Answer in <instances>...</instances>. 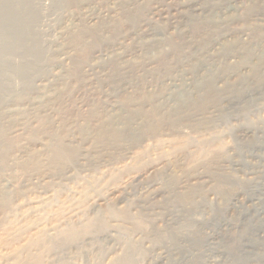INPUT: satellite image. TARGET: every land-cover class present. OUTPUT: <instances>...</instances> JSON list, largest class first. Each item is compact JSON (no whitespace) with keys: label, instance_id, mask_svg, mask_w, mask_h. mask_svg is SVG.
<instances>
[{"label":"rangeland","instance_id":"374dc122","mask_svg":"<svg viewBox=\"0 0 264 264\" xmlns=\"http://www.w3.org/2000/svg\"><path fill=\"white\" fill-rule=\"evenodd\" d=\"M0 78V264H264V0H0Z\"/></svg>","mask_w":264,"mask_h":264},{"label":"bare ground","instance_id":"6f19581e","mask_svg":"<svg viewBox=\"0 0 264 264\" xmlns=\"http://www.w3.org/2000/svg\"><path fill=\"white\" fill-rule=\"evenodd\" d=\"M8 14V13H7ZM9 15V14H8ZM18 17V16H17ZM15 20V19H14ZM28 23V22H27ZM30 23V22H29ZM14 24V23H13ZM20 25V24H19ZM26 26V25H25ZM19 27V26H18ZM10 28V27H9ZM8 29V28H7ZM14 30V29H13ZM24 30V29H23ZM10 33V32H9ZM7 34V33H6ZM15 34V33H14ZM10 35V34H9ZM17 35V34H16ZM18 35H20V34H18ZM5 36V35H4ZM6 36H8V34L6 35ZM14 37H15V35H14ZM18 37V36H17ZM9 38H11V37H9ZM4 39V38H3ZM16 39V38H15ZM1 79V78H0ZM67 146V145H66ZM63 147H64V145H63ZM61 149V148H60ZM72 150V149H71ZM55 151H57V150H55ZM76 151V150H75ZM71 152V151H70ZM113 152V151H112ZM68 154V153H67ZM117 154V153H116ZM67 156V155H66ZM107 156V155H106ZM116 156V155H115ZM64 157V156H63ZM112 158V157H111ZM72 161V160H71ZM61 162V161H60ZM54 163V162H53ZM57 166V165H56ZM60 167V166H59ZM62 167V166H61ZM134 218V217H133ZM128 219V218H127ZM140 219V218H139ZM89 221H90V219H89ZM144 221V220H143ZM93 222V221H92ZM91 225V224H90ZM137 225V224H136ZM84 226V225H83ZM94 226V225H93ZM92 226V227H93ZM145 226V225H144ZM78 228V227H77ZM82 231V230H81ZM176 233V232H175ZM179 233V232H178ZM50 234V233H49ZM55 234V233H54ZM53 234V235H54ZM75 234V233H74ZM96 234V233H95ZM40 235V234H39ZM58 235V234H57ZM67 235V234H66ZM92 235V234H91ZM179 236H180V234H178ZM41 236V235H40ZM51 236V235H50ZM19 237V236H18ZM36 238H38V236L36 237ZM17 239V238H16ZM38 240H41V239H38ZM45 240V239H44ZM35 241V240H34ZM51 241V240H50ZM179 241V240H178ZM181 241V240H180ZM248 241V240H247ZM37 242V241H36ZM249 242V241H248ZM38 243V242H37ZM249 243H251V242H249ZM53 244V243H52ZM253 244V243H252ZM30 245V244H29ZM249 245V244H248ZM248 245H246V246H248ZM27 246V245H26ZM53 247V246H52ZM28 248V247H27ZM56 248V247H55ZM101 248V247H100ZM33 250V249H32ZM35 251V250H34ZM121 251V250H120ZM126 251V250H125ZM248 251V250H247ZM247 251H245V253L247 252ZM44 253V252H43ZM46 253V252H45ZM128 253V252H127ZM126 253V254H127ZM120 255V254H119ZM40 256V255H39ZM127 256H129V255H127ZM18 257V256H17ZM30 258H31V256H30ZM117 258V257H116ZM123 258V257H122ZM125 258V257H124ZM128 260V259H127ZM118 262V261H117ZM114 262H112V264H113ZM26 264V263H25ZM31 264V263H30ZM134 264V263H133Z\"/></svg>","mask_w":264,"mask_h":264}]
</instances>
